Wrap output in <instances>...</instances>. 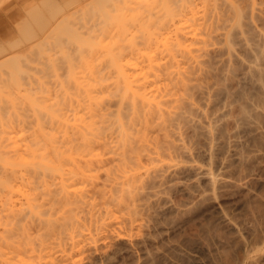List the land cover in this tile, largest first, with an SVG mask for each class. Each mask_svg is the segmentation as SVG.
Masks as SVG:
<instances>
[{
	"label": "bare ground",
	"instance_id": "obj_1",
	"mask_svg": "<svg viewBox=\"0 0 264 264\" xmlns=\"http://www.w3.org/2000/svg\"><path fill=\"white\" fill-rule=\"evenodd\" d=\"M81 1L69 0L66 7H70L77 2L80 4ZM113 1H116L115 4ZM129 1L97 0V3H95L99 7L92 8L94 6L93 2H89L92 7L88 6L90 9L92 8L91 13H94L93 16L104 13V18L106 16L105 12H107L102 11L104 5L108 4L106 7H109L113 2L114 6H118L119 3L121 7L124 3L121 9L115 7L117 13H114V15L122 18L127 16L128 18L125 19L128 20L131 13L138 11L136 13L142 14V17L141 15L136 16L134 12L133 15L138 19L136 17H133L134 20L132 17L130 19L133 21L137 19L138 22L141 21V24L145 23V21L142 23V20H146L147 17L152 18L157 15L155 19L158 20L152 18L150 24L145 23L148 31L158 30L154 35L151 34L152 32L147 33L145 29L147 33L145 35L148 36V38H145V35L142 34L144 28L141 31L140 27L138 29L135 27L137 22L135 24L130 20V24V22L125 23L123 20L124 25H129V27H126L130 28L128 30L125 27V30H132L129 38L127 37L128 33L124 30L125 35H127L126 38L130 39V45L127 44L129 42L124 43L127 39H125V35L122 36L123 32L119 25L118 32L113 31L112 37L117 32L116 34H120L123 38L121 39L120 36L115 35L116 43L113 41L114 38L113 40L110 38L113 26L116 23L114 25V22H112L114 18L112 20V18L106 16V19L109 18L112 21L108 22L105 19L106 22H104H108L107 24H111L113 28L110 27L111 32L109 30L110 34L108 32L106 35L109 38L105 37V39H109L112 46L115 47L114 53L117 60L114 57L111 59L105 58L106 63L98 65L99 59L96 66L95 63L94 67L92 64L91 71L89 70L90 73L85 71L89 68L87 64L83 65L84 68L83 66L77 68L71 63L72 70H70L76 69L75 71L79 73L82 68L81 74L72 72L74 77L69 78V71L65 67V72L69 75L68 79L63 71L60 74L65 75L64 81H59L61 79L56 78L58 80L54 82L55 79L53 78L49 80L50 84L48 82L50 86L45 83L49 86V91L51 89L49 96L44 97L46 99H42L43 96L39 98V95L34 96V98L30 95V98H28L24 94V97L29 100L28 102L25 98H22L23 96H20V102L18 103L22 111L27 113V110H36L41 122H39L40 126L37 128V120L34 121V117H30L32 114H29V116L28 113L24 114L23 112L25 116H28L31 120L33 119L32 122L31 120L28 122L32 128L28 127L33 130L32 135L31 130L30 132L27 130V120L23 119L25 117L21 118L22 114L20 120H23L22 124L26 123L20 128L25 126L27 133L24 132V128L23 130L12 128L14 131L11 130L10 132L9 130L5 132L6 134L2 133V135L5 134L3 136L5 142L8 139L7 137L10 136L8 140H10L11 145L8 142V144H2V146L0 144L1 147H7V149L5 147L6 150L0 149V264H80L81 262L84 264L85 261V264H90L91 259L95 257L92 256V253H95L94 249L98 250L100 243L104 245L112 239H123L128 235H133L135 226L137 228L138 224L146 223L144 220L142 222L144 211H151L153 205L158 204L157 202L169 203V198L165 197L167 190H172L173 193V190L180 186L178 189L182 188L181 190L188 194L189 199L191 198L190 200L187 198L189 203L195 197L200 196V194L196 195L200 191L197 190L196 186L200 180L203 182V188L200 185L202 182L198 185L201 189H204L205 184L209 188L208 192L221 187H235L237 189L242 187L243 189V187H249L252 182V184L254 182L260 184L261 180L264 181L262 178L264 176L262 175L264 163L262 164L263 167L260 164L264 159L263 11L259 13L256 10L259 14H254L257 12H249L248 10L233 11L230 10L232 9L230 2L224 1L221 3L223 0H220L221 2L213 0L211 5L215 6L214 8L217 9L220 5L224 10H209L210 12H202L198 15L199 11L192 12V14L190 9H186L187 12L190 11L189 13L192 14V16L190 14L188 16L183 7H185L184 3L187 5V2H191L190 0H187V2L186 0L184 2L183 0H151L154 6L149 0ZM208 2L206 3L210 7V2ZM245 3H247L246 0ZM258 3L259 1L256 4ZM158 4L161 8H158ZM241 4L238 6L241 7ZM262 4L264 7V2L261 3V6ZM41 5L45 10L36 4L27 10L28 19L19 29V40L0 44V56L7 53L6 51L9 48L16 47L17 49L20 43L27 42L28 44L32 40H38L45 34L42 30L49 20L55 21L52 30L48 33V36L52 34L51 38H55V41H52V43H56L54 45H57V43L59 45L63 41L75 43V40L84 45L82 40L84 38L81 36L78 38L77 31L71 29L72 27L67 28L71 19L65 14L66 10L62 11L63 6L60 1L44 0ZM129 5L133 6L129 7ZM254 6L256 8V5ZM140 7H142L141 10H139ZM146 7H149V9ZM242 7L244 6L242 5ZM122 8L125 11L129 9V11L124 13V10L121 11ZM225 8L228 10H225ZM160 9L163 11L161 10V12ZM115 10L111 11L109 9V12H115ZM196 10H198V6ZM259 10H261V7ZM180 11L185 14L180 15ZM109 12H107L108 15ZM143 12H145L146 17ZM75 13L78 14V10ZM75 13H72V15L75 16ZM249 13H252V15H249ZM147 14H150V16H147ZM153 14L154 16H152ZM163 14L164 16H162ZM178 14L179 18L177 19ZM117 17L115 19L119 20ZM161 17H164L167 22ZM160 20L165 24L164 28L162 22H160L162 27L156 23V21L159 23ZM98 21L101 24L104 23L101 18ZM119 21L121 22V20ZM177 22L179 24H176ZM154 23L156 28L151 25ZM166 25L169 27L165 28ZM36 26L40 29L38 28L39 30L34 32L33 27ZM148 27L154 29L150 30L151 28ZM134 31L139 34L136 35ZM159 31H164V33H159ZM42 32L43 34H41ZM119 38L121 43L118 42ZM124 39L125 41H123ZM147 39L154 41L149 40L147 43ZM112 41L117 45L119 44V51H123L121 49L124 48L127 50L130 47V56L126 57L127 52H122L121 55L119 51L118 53L115 52L118 47ZM141 41L142 44L144 43L143 45ZM37 44L38 46L41 45L39 42ZM122 45L124 46L122 47ZM113 47L110 49L111 51H113ZM80 51L81 48H79ZM66 55L62 56L61 59L64 58L62 61L64 63L68 59V55ZM109 56L112 57L113 54ZM5 59L7 60V57ZM3 60L0 63V71L5 69L3 65H6L9 70L6 69V73L2 72L11 78L12 83L15 84L14 78L22 77L23 79L25 78L23 75L27 74L26 77L30 75L27 72L30 67L21 64L22 60L29 63L30 59L27 56H13L8 58L6 63ZM57 61L58 59L54 62ZM54 64L59 67L57 63ZM62 65H60L61 68ZM49 67H51L50 64L44 68V72L38 68L35 73L38 74L39 78L46 79L42 75L46 74L47 71L45 70L48 68L49 72L47 73L52 77L55 72L50 71ZM57 67L56 70H58ZM38 70L41 75H39ZM84 71L85 74H83ZM59 72L57 73L59 74ZM48 75L47 77H49ZM76 75L80 77L77 78ZM29 78L31 84L34 83L37 89L27 81L26 85L29 84L30 88V90L29 88L25 90L27 94L31 92L35 95L32 92V86L36 90L35 93L38 92V89L43 91L42 87L38 86L41 85L38 83L39 80H35L31 75ZM4 80L6 79L4 78ZM46 87L44 88L46 89ZM38 102L42 103V109L38 108L41 104H38ZM43 104L45 108H43ZM32 113L34 114L33 111ZM34 116L36 115L34 114ZM35 122L36 127L34 126ZM31 123H33L35 129H33ZM24 133L27 134L25 137ZM16 134L18 136H15ZM28 136H30L29 138L32 137L31 140ZM19 137L23 143L25 141L24 147L21 144L19 145L21 142ZM1 139L0 143H3ZM27 143L29 144L27 145ZM205 160L208 163L204 164ZM247 162H250V166L253 163L255 166L257 164L261 166V168L259 166L254 168L253 166V169L256 172L257 167H259L258 172L262 173L260 175L257 173L259 176L253 178L249 174L250 171L249 173L247 171L251 170L250 167L248 169L249 165L246 166ZM242 165L246 166L247 170L241 171L240 167ZM231 169H236L238 175L243 176L239 177L237 181V172L233 170L236 175L234 174V178H230L236 179V181H230L229 176L231 174L228 176L225 173L227 174L228 170L232 171ZM251 172L253 174L254 170ZM255 172L254 174H256ZM243 178H247V180L244 181ZM185 179L186 183L184 181L181 183V180ZM194 188L198 193L195 192L196 190L194 191ZM263 189L260 190V193L263 192ZM193 191L196 193L195 196L192 195ZM252 192L254 191L249 189L245 192L246 194L243 193L247 201L250 202L249 199H251L255 202L256 198L261 199V195L258 197V194ZM200 197L202 198V196ZM206 199L209 198H204V200ZM174 200L171 199V201L177 202ZM178 200L180 201V199ZM252 201L250 203L246 202L247 208V205L251 204ZM256 202L261 204L259 200H256ZM254 204L257 206L256 203ZM189 205H186L188 206L186 208H189ZM156 206L159 207L160 205ZM169 206L173 208L172 204ZM177 206H179V203ZM177 206H174V208H177ZM183 208L186 211L185 207ZM249 208L252 207L249 206ZM184 210L182 209V211ZM139 214L142 218L139 217ZM136 216L141 219L135 218ZM146 218L145 220H147ZM222 218L224 220V216ZM140 220L141 222L137 223ZM142 224H140L141 227ZM210 224L206 226V230L202 228L204 235L205 231H207L206 234L208 233ZM213 227L215 226L209 227V229L211 230ZM131 230L133 233L130 235ZM210 230L205 238L208 237L211 241L215 239L224 249L225 242L228 243L224 240L226 236L223 234L224 239L221 236L222 241L217 239L220 238V233L217 234L218 230L214 233V229L211 230L212 232ZM215 233L219 237L216 235L215 238ZM232 233L235 235L236 231L233 230ZM233 237L236 238V235ZM208 239L203 238L199 241ZM237 239L235 240L237 241ZM225 249L228 250L227 247ZM224 253L226 254L225 251ZM224 253L222 257L226 260L229 252L226 255ZM147 254L149 255V252ZM150 257L153 258L154 254L153 257ZM246 259L245 264H259L260 256L248 255ZM231 261L232 259L229 260V263Z\"/></svg>",
	"mask_w": 264,
	"mask_h": 264
},
{
	"label": "rangeland",
	"instance_id": "obj_2",
	"mask_svg": "<svg viewBox=\"0 0 264 264\" xmlns=\"http://www.w3.org/2000/svg\"><path fill=\"white\" fill-rule=\"evenodd\" d=\"M42 1H44V0H0V44H6V42L7 41H12V40H19V35H20V33H19V29H20V27L22 26V24L24 23V22H26L27 21V19H28V13H27V10L28 9H30V7H32V6H34L35 4L36 5H39L40 7H42L43 9H44V7H43V5H41V2ZM58 1H60L61 3H62V6H63V10L62 11H65V14H67V17L69 18L70 17V21H69V24H68V26H67V28L68 27H72L71 29H73L74 31L76 30L77 32H76V35L78 36V38H80V36L81 37H83L84 39H82L83 41H84V45H82L81 43H80V41H78V40H75V43L74 42H66V41H63V42H61V43H59V45H58V43H57V45H54V43H52V41H55L54 39L55 38H51V35H49L48 36V33H50V31L52 30V28H53V26H54V22H53V20H49V22H48V24L46 25V26H44V29L42 30V31H44L45 32V34L42 36V37H40L38 40H32V41H30V42H28V44H27V42L26 43H20V45L18 46V48L16 49V47H13V48H9L8 49V51H6L7 53H5V54H2V56H0V63L2 62V60H3V58H4V63H6V61L8 60V58H11V57H13V56H27L28 57V59H30V61H29V63L27 62V61H24V60H22V62H21V64H23V65H27V66H29L30 67V69H28V73H30V75L32 76V77H34L35 78V80H39L38 81V83H40L41 85H38L37 84V82L35 81V83H36V85H38V86H41L42 87V89H43V91H40L39 89L37 90L38 92L40 91V93H35L36 92V90L35 89H37L36 87L37 86H35L34 85V83L33 84H31L32 82L30 81V78H29V76L30 75H28L27 77H26V75H23V77L25 76V78H23L22 79V77H17V78H14V82H15V84L14 83H12L10 80H11V78L10 77H8V76H6V74H4V73H6V69L7 70H9L7 67H6V65H3V67L5 66V69H3L2 71H4V73L2 72V71H0V139L3 141V143H0L1 144V146H2V144H6L7 142L9 143L10 142V140H8V139H10V136L9 137H7L8 139H7V141L5 142V140H3V138H5V137H3L6 133V131H9L10 130V132H11V130H13L14 128H16L15 130H20V129H22L23 130V128H24V132H26V129H25V126L24 127H21L20 128V126H23V124L24 123H26V124H28V122H30V120H31V118H29L28 116H25L24 114H27L28 113V115L30 114H32L30 117H34V121L35 120H37V123H38V126H37V128H39V122H41V120L39 119V117H38V115H37V113H36V110H27L26 112L27 113H25V111H22V109L20 108L21 106H20V104L18 103V102H20V96H23L22 98L24 99L25 98V100L26 101H28L29 102V100H27V98L26 97H24V94H25V96H27L28 98H30V95H31V97H33L34 98V96H37V95H39L38 97L40 98L41 96H43V97H41L42 99H46V98H44L45 96H47L49 93H50V91H51V89H50V91H49V84L51 83L49 80H51V79H55V81L54 82H56L58 79H61V80H59V81H64V76L65 75H67L68 73H69V75H70V77H69V75H67V79H68V77L69 78H73L74 77V74H72V72L74 73V72H76L75 70H73V71H71L72 70V67H71V63L72 64H74V66H76L77 68H79V67H82L84 64H87V66L89 67H87V66H85V67H87L88 68V70L86 69L85 71H87V72H89L90 73V71H91V67H92V64H93V67H94V63H95V66H96V64L98 63V65H101L100 63H106L105 61H106V59L105 58H107V59H111V58H113L114 57V59L115 60H117V56H116V54L114 53V48L115 47H113L112 46V43H111V41L109 40V39H105V37H107L106 35L108 34V32H109V30H110V27H111V29L114 27L115 28V30H114V28H113V30H112V32H111V30H110V32H111V34H110V32H109V34L111 35V37L110 38H112V40H113V38L115 39V35H118V34H116L118 31V25H119V27H120V29L122 30V32H123V37H124V35H125V31H126V33H128L127 35H125V39H127L126 38V36L129 38L130 36H129V34H131L132 32V30L131 31H128V30H130V28L128 29L127 27H129V25H124V22H123V20L125 21V23H127V22H130V24H131V21H132V23H135V22H137V26H135V27H137V29H138V27H140L139 29L141 30L142 28H144V30L142 31V34H147V33H149L150 31H148V29L146 28L147 27V25L146 24H150L151 22H152V18H156V16L157 15H155V17H147L146 18V20H142L141 19V17H142V14H140L141 15V17H140V19L142 20V23L145 21V23L144 24H141V21L140 22H138L137 21V17L136 16H138L139 14L138 13H136V12H138V11H134L135 13H136V16H134L133 14H134V12L133 13H131L130 15L131 16H129V14H128V16H129V19L127 20V19H125L124 17L122 18L121 16L120 17H117L116 15H114V13H117L116 12V10H115V7H120V4L118 3L117 5L118 6H114V4H115V2H114V4H113V2L111 3V5L108 7H106V5H108V4H106V5H104V7H103V12L104 11H107V12H109V9H111V11L114 9L115 10V12H109L110 14L108 15V13L107 12H105L106 13V16L107 17H110V19L112 18V20H113V18H114V21H112V20H110L109 18L108 19H106L107 17L106 16H104V18H103V15H104V13H99V16H98V14L97 15H94L93 16V14L94 13H91V10H92V8H96V7H99V5L98 4H96L97 2V0L96 1H92V0H82L81 1V3L80 4H78L79 2H77V3H75V4H73V5H71L70 7L69 6H67L66 7V5L67 4H69V0H58ZM118 1V0H117ZM120 1V0H119ZM122 2H124L125 0H121ZM135 1H137V0H135ZM138 1H140V0H138ZM137 1V2H138ZM143 1V0H142ZM148 1V0H147ZM146 1V2H147ZM150 2H151V0H149ZM154 1V0H153ZM191 2H187V0H186V2L188 3L187 5L184 3V5H185V7H183V9H184V12H186V14L188 15V16H192V12H196V11H199L198 12V15H200V14H202V12L204 13V12H210V11H213V10H215L216 8H214L215 6H213V5H211V4H213V0H190ZM210 2V7H209V5L206 3V2ZM220 1V0H219ZM219 1H216V2H219ZM230 2V7H232V9H230V10H233V11H249V12H251V11H254V12H257L256 10H258L259 11V13H260V11H263V13H264V7H263V4H262V6H261V3H263L264 2V0H246V2L247 3H245V0H241V2H240V0H238V2H237V0H223L221 3H223V2ZM234 1H236V2H234ZM259 1V3L258 4H256L257 2ZM89 2H93L94 4V6L92 7V4L90 5L89 4ZM96 2V3H95ZM128 2H130L129 0H128ZM133 2V1H132ZM183 2H184V0H183ZM196 2V3H195ZM202 3L203 2V4H201L200 5V3ZM208 2V3H209ZM219 2V3H220ZM256 2V3H255ZM126 3V2H125ZM134 3V2H133ZM152 3V2H151ZM190 3V4H189ZM193 3V4H192ZM238 3V4H237ZM241 4V7H239L240 6V4ZM249 3H250V5H249ZM124 4V3H123ZM122 4V6L121 7H123L124 5ZM127 4V3H126ZM129 4V3H128ZM135 4H136V2H135ZM153 4V3H152ZM156 4V3H155ZM205 4H207L206 6H204ZM91 6L92 8L90 9V7L89 6ZM159 6H158V8L160 7L161 8V6H160V4H158ZM202 5H203V7H202ZM239 5V6H238ZM242 5L245 7H247V9H246V7H245V9H244V7H242ZM254 5H256V8H255V6ZM260 5V6H259ZM113 6H114V8H113ZM130 6H133V5H129V7ZM153 6H154V4H153ZM190 6V7H189ZM192 6H194V7H192ZM195 6H196V8H195ZM197 6H198V10H196L197 9ZM213 6V7H212ZM219 6V8H221V9H219L218 7H217V9H218V11H221V10H224L223 8H222V6H220V5H218ZM121 7H120V9H121ZM126 7V6H125ZM124 7V8H125ZM128 7V8H129ZM135 7V6H134ZM133 7V8H134ZM151 8H152V6H150ZM155 7H156V5H155ZM200 7V8H199ZM201 7H202V9H201ZM249 7V8H248ZM260 7H261V10H259L260 9ZM107 8H109V9H107ZM127 8V7H126ZM141 8L142 7H140V9L139 10H141ZM144 8V7H143ZM147 9H149V7H146ZM146 8H145V10H146ZM158 8H156V10H158ZM194 8V9H193ZM207 8V9H206ZM210 8V9H209ZM213 8V9H212ZM254 8H255V10H254ZM117 9V8H116ZM135 9V8H134ZM191 10V13H189L190 11H188L187 12V10ZM194 11H193V10ZM216 9V10H217ZM45 10V9H44ZM78 10V14L77 13H75L76 11ZM124 9L122 8V10L121 11H123ZM130 10H132V9H130ZM155 10V9H154ZM154 10H153V12H154ZM156 10H155V12H156ZM162 9H160V11H161ZM186 10V11H185ZM210 10V11H209ZM225 10H228L227 8H225ZM117 11L118 12H120V10H118L117 9ZM127 11V10H126ZM125 10L123 11L124 13H127L128 11H129V9H128V11L126 12ZM160 11H159V13H160ZM163 11V10H162ZM161 11V12H162ZM146 12V11H145ZM145 12H143L144 14L143 15H145ZM181 13H179L180 15L182 14V13H184L183 11H180ZM72 13H75V16H74V14L72 15ZM140 13H141V11H140ZM258 12L257 13H254V14H259ZM155 14H157V13H155ZM161 14V13H160ZM159 14V15H160ZM179 14H178V17H177V15H175L176 17H177V19L179 18ZM185 14V13H184ZM190 14V15H189ZM253 14V15H254ZM118 15H122V14H118ZM125 15H127V14H125ZM133 15V16H132ZM139 15V16H140ZM249 15H252V13H249ZM60 16V15H59ZM123 16V15H122ZM147 16H150V14H147ZM152 16H154V14L152 15ZM162 16H164V14L162 15ZM106 17V18H105ZM119 18V20H121V22L119 21V20H116L115 18ZM132 17V19L134 20V18L133 17H136L137 19L135 20V21H133V20H131L130 18ZM145 17H146V15H145ZM144 17V18H145ZM102 19L103 20V22L105 21V19L108 21V22H110V21H112V22H114V25H115V23H116V25L115 26H113L112 27V25L111 24H107V23H99V19ZM128 18V17H127ZM157 18H159V17H157ZM161 18H163V19H165L164 17H161ZM148 19V20H147ZM150 19V20H149ZM162 19V20H163ZM175 19V18H174ZM117 22H116V21ZM127 20V21H126ZM131 20V21H130ZM155 20H158V19H155ZM166 20V19H165ZM176 20V19H175ZM97 21H98V23H97ZM151 21V22H150ZM154 21V20H153ZM164 21V20H163ZM163 21H159V23L156 21V23L157 24H160V22H162L163 23ZM45 22V21H44ZM43 22V23H44ZM147 22H149V23H147ZM155 22V21H154ZM166 22H167V20H166ZM165 22V23H166ZM122 24H123V26H122ZM136 24V23H135ZM156 24V25H157ZM166 24H168V23H166ZM169 24H170V22H169ZM176 24H179L178 22L176 23ZM139 25H141V26H139ZM151 25H154V28H156V26H155V23L154 24H151ZM150 25V26H151ZM161 25V24H160ZM163 25V28H164V23L162 24ZM162 25H161V27H162ZM146 26V27H145ZM149 26V25H148ZM128 29V30H125L126 28ZM134 27V26H133ZM157 27H160V26H157ZM167 27H169L168 25H166V27L165 28H167ZM39 29H40V27H38ZM37 28V26L36 27H33V31L35 32V31H37V30H39ZM42 28V27H41ZM66 28V29H67ZM123 28V29H122ZM149 28V27H148ZM151 28V29H150ZM149 29L150 30H153L154 28H152V27H150ZM171 28H172V26H171ZM133 29V28H132ZM135 30V28L133 29V30H135V31H138V30ZM145 29L147 30V33L145 32ZM63 30H65V29H63ZM72 30V31H73ZM125 30V31H124ZM113 31H117V32H115V35L112 37V34L114 33ZM128 31V32H127ZM134 31V32H135ZM158 30H154V31H151L150 33L151 34H155V32H157ZM154 32V33H153ZM164 33V31H159V33ZM121 33V32H120ZM136 33V35H138L139 33H137V32H135ZM41 34H43V32L41 33ZM110 35H108V36H110ZM77 36H75V37H77ZM118 36H120L121 37V39L123 38L120 34L118 35ZM145 38H148V36H144ZM107 38H109V37H107ZM116 38H117V36H116ZM145 38H144V41H145ZM105 39V40H104ZM125 39L123 40V41H125ZM104 40V41H103ZM110 41V43H108L109 41ZM116 40L117 39H115V40H113L114 42H116ZM142 40H143V37H142ZM149 40H151V42L152 41H154V40H152V39H147V43H148V41ZM35 41V42H34ZM51 41V42H50ZM112 41V42H113ZM139 41H140V39H139ZM34 42V43H33ZM39 42V44L41 43V45H39L38 46V43ZM88 42H91L90 44L88 43ZM113 42V43H114ZM118 42H120V38H119V40H118ZM127 42H129V43H127ZM151 42H150V44H151ZM31 43V44H30ZM50 43H52V44H50ZM86 43H88L89 44V46H88V44L85 46V44ZM107 43V44H106ZM117 43V42H116ZM121 43V42H120ZM124 43H127V44H129L130 45V39H127V41H125ZM37 44V45H36ZM56 44V43H55ZM91 44H93L92 46H91ZM109 44V45H108ZM115 44V43H114ZM141 44H142V41H141ZM144 44V43H143ZM142 44V45H143ZM24 45V46H23ZM117 44H115V46H116ZM119 45V44H118ZM118 45H117V47H118ZM126 45V44H125ZM6 46V45H5ZM32 46H34L33 48H32ZM38 46V47H37ZM80 46V47H79ZM124 45H122V47H123ZM127 46V45H126ZM20 47V48H19ZM113 47V51H111L110 49ZM39 48H42L41 50L39 49ZM79 48H81V51L79 52ZM121 48V47H120ZM129 49H130V47H129ZM128 48H127V50L124 48V49H121V50H123V51H119V47L117 48V51H115V52H117L118 53V51H119V54L121 55V53L122 52H124V53H126L127 52V54L128 55H126V57L128 56H130V50H129ZM109 50H110V54H111V56H112V54H113V56L112 57H110L109 55H108V53H109ZM30 51H32V52H30ZM68 51V52H67ZM70 51V52H69ZM67 52V53H66ZM113 52V53H112ZM129 52V53H128ZM68 53H70V54H68ZM26 54V55H25ZM68 56H70V57H68ZM118 54V55H119ZM67 56V58L68 59H66V57H65V59H66V61H65V63L64 62H62L63 60H64V58H63V60H61L62 59V56ZM119 55V56H120ZM8 56H10V57H8ZM122 56H124V55H122ZM5 57H7V60L5 59ZM56 57H57V59H58V61L57 62H54L55 60H57L56 59ZM61 57V58H60ZM73 59H72V58ZM55 58V59H54ZM70 58H71V61H70ZM75 58V59H74ZM49 59V60H48ZM53 59H54V61H53ZM59 59H60V64H59ZM100 59V61H98ZM104 59H105V61H104ZM69 60V61H68ZM74 60V61H73ZM49 61V62H48ZM68 61V62H67ZM98 61V62H97ZM97 62V63H96ZM46 63H48V64H50V66L51 67H49L50 68V71L52 70V72L54 73H52L54 76H49L48 75V73L47 72H49V69L47 68V70H45V71H47L46 72V74H44V75H42V77L43 76H45V78L47 79V81H45L44 82V80H46V79H44V78H39V76H38V74H36L35 72H37V69L39 68L40 70H42V72H44V68H46L47 67V65H46ZM54 63H57L58 65H59V67H57V66H55V64ZM108 63V62H107ZM46 66H45V65ZM56 64V65H57ZM63 64V65H62ZM90 64H91V66H90ZM54 67H53V66ZM60 65H62V68L60 67ZM69 66V67H68ZM26 67V66H25ZM24 67V68H25ZM56 67L58 68V70H56ZM67 69H66V68ZM23 68V70L25 71V69ZM41 68H43V69H41ZM55 68V69H54ZM64 68V69H63ZM83 68H84V66H83ZM61 69V70H60ZM68 70L69 72L67 73V72H65L66 70ZM71 69V70H70ZM59 70H60V72H59ZM90 70V71H89ZM39 71V70H38ZM64 71V72H63ZM79 71V70H78ZM81 71H82V68L80 69V71H79V73L81 74ZM85 71H84V73L83 74H85ZM26 72V71H25ZM26 72V73H27ZM40 72V71H39ZM57 72H59V74L57 73ZM61 72H63V74H65V75H63V74H60ZM3 73V74H2ZM72 75H71V74ZM76 73H78V72H76ZM78 73V74H79ZM25 74V73H24ZM57 76H56V75ZM79 74V75H80ZM39 75H41V72H40V74ZM47 75L50 77H47ZM60 75V76H59ZM62 75H63V80H62ZM77 76V78L78 77H80V76H78V75H76ZM4 78L6 79V80H4ZM33 78V79H34ZM39 78V79H38ZM56 78H58V79H56ZM65 79H66V77H65ZM16 80H17V82H16ZM19 80V81H18ZM43 80V81H42ZM28 81V82H27ZM42 81V82H41ZM21 82V83H20ZM29 83L30 85H33V86H35V89H33V86L31 87V89H32V92H34V94L35 95H33L31 92H30V94H27L26 92H25V90H28V88H29V84L28 85H26L27 83ZM44 82V84H42ZM48 82H49V84H48ZM47 85H49V86H47ZM53 83V82H52ZM18 84V85H17ZM20 84V85H19ZM45 85V86H44ZM47 86V87H46ZM53 86V85H52ZM40 87V88H41ZM44 87H46V89L44 88ZM52 88V87H51ZM41 89V90H42ZM29 90H30V88H29ZM33 95V96H32ZM49 96V95H48ZM37 97V99H39ZM36 98V97H35ZM36 99V100H37ZM41 99V100H42ZM44 101V100H43ZM27 102V103H28ZM46 102V101H45ZM36 103H37V101H36ZM39 103H41V102H38V104ZM30 104V103H29ZM35 104V103H34ZM37 104V107L40 109H42V103L41 104H39L38 105ZM45 104V103H44ZM43 104V108H45V105ZM36 105V104H35ZM32 108H34L33 106H32ZM32 111L34 112V114L36 115V116H34V114L32 113ZM23 112H24V114H23ZM23 115V116H21V118L22 117H25V118H23L26 122H24L23 124H22V119L20 120V115ZM19 117V118H18ZM37 117V118H36ZM28 118V119H27ZM36 118V119H35ZM40 121H39V120ZM18 120H20V121H18ZM33 120V119H32ZM32 120H31V122H32ZM43 121V120H42ZM21 122V123H20ZM20 123V124H19ZM42 123H44V122H42ZM22 124V125H21ZM32 124V126H33V123H31ZM36 122H35V124H34V126L36 127ZM28 126H30L31 127V125L30 124H28L27 125V127ZM33 126V127H34ZM26 127V128H27ZM35 127L33 128V129H35ZM13 128V129H12ZM18 128V129H17ZM32 128V127H31ZM36 128V129H37ZM29 132H30V128L28 127V129H27ZM14 131V130H13ZM32 132H33V130H31V135H32ZM2 133H5L4 135H2ZM27 133V132H26ZM18 134H20V133H18ZM18 134H16L15 136H18ZM14 135V134H13ZM25 135H27V134H25L24 133V137H25ZM28 135H30V134H28ZM30 135V136H31ZM7 136H8V133H7ZM12 136V135H11ZM30 136H28V138L30 137ZM23 137V138H24ZM16 138V137H15ZM28 138H26V139H28ZM32 138V137H31ZM31 138H29L30 140H31ZM17 140H18V138H16ZM21 139H22V136H21ZM20 139V137H19V140L23 143V141ZM23 140H25V139H23ZM30 140H27L28 142L30 141ZM19 142V141H18ZM17 142V143H18ZM19 143V145L21 144V146H25V141H24V143L22 144V143ZM7 143V144H8ZM11 143H13V142H11ZM14 143H16V142H14ZM13 143V144H14ZM29 143H27V145H28ZM9 145H11L10 143H9ZM0 146V147H1ZM23 146V147H24ZM6 147V146H5ZM5 147H1L0 149L1 150H3V149H5ZM13 147H15V145H13ZM18 147V146H17ZM10 148V147H9ZM6 149H7V147H6ZM5 149V150H6ZM264 160V159H263ZM261 161L260 162V164H261V166H262V164L264 163V161ZM204 163V162H203ZM206 163H208V162H206V160H205V163L204 164H206ZM248 164L246 165V166H248V169H249V167H250V169L251 170H247V168H246V166L244 167L243 165V167L241 166L240 168H241V171L242 170H247L248 171V173H249V171H250V175L251 176H253V178H254V176H256V177H258L261 173L260 172H258V168L260 167L261 168V166H259L258 164L256 165V166H259V167H257V169H256V172H255V169H253V166H254V168H256V166L255 165H253L252 163V165L250 166V162H247ZM256 164V163H255ZM235 166V165H234ZM234 166H232L233 168H234ZM263 166H264V164H263ZM262 166V167H263ZM232 167H230V168H232ZM229 168V169H230ZM237 168V170L239 169L238 167H236ZM246 168V169H245ZM260 168H259V170H260ZM226 169H228V168H226ZM226 169H224V170H226ZM254 170V172L256 173V174H254V172H253V174H252V172L251 171H253ZM232 171H227V174L225 173V175H230L229 176V179H230V181L232 180V181H236V179H231L230 177H232V178H234V176L237 174V176H236V178H237V181H238V178L240 177L241 178V176H243V175H238V171H240V170H238V171H236V169H231ZM233 170H235L237 173L235 174L234 172H233ZM220 171H222V170H220ZM225 172V171H224ZM231 172V173H230ZM232 172H233V174H232ZM244 172V171H243ZM242 173V172H241ZM247 173V175H249ZM257 173H259V175H257ZM235 174V175H234ZM262 175H264V172L262 173ZM228 176H227V178H228ZM226 177V176H225ZM255 177V178H256ZM226 178V179H227ZM261 178V177H260ZM262 178H263V180H264V176H262ZM261 178V179H262ZM244 179V181H246L247 180V178L245 179V178H243ZM242 179V180H243ZM182 181H184V183H186L185 181H186V179L185 180H181V183H182ZM244 181H242V182H244ZM200 182H202V180H200L199 181V183ZM241 182V181H240ZM262 182H264V181H260V184L258 183V182H254V184H252V183H250V186L249 187H246V188H244L243 187V189H242V187H239L240 189H237V188H235V187H232V188H228V187H221V188H216L215 190H211V192L209 191L208 192V189L209 188H207L206 187V185L204 184V189H201V188H203V182L202 183H200V185H202L201 186V188H200V185H196L197 186V190H200L199 191V193L197 192V190L194 188V191L195 192H197L198 194H196L194 191V193H192V195H194L195 196V194L198 196L199 194H200V196H202V198L200 197V196H198V197H195V201L194 200H191V201H189V203H190V205H189V203H188V200H187V198L189 199V197H188V194H186V192L184 193L181 189H178V188H180V186H178V184H177V186L178 187H176V188H174V189H176V190H173V193H172V190H170V191H166L165 193H166V195L165 194H163V195H165V197L166 198H169V203L167 202V203H159V202H157L158 204H154L153 205V210L151 209V211L149 212V211H147V212H145L144 211V213L142 214V217L144 218H142L141 216H140V214H139V217H141L142 218V222H143V220H144V222H146V223H143V224H145V225H143L142 223H140V224H142V227H141V225L140 224H138L139 226H137V228H136V226H135V229H133L134 231H135V233H133V231L130 233V235L133 233V235H131V236H126L125 238H123V239H112L113 240V242H112V240H110V241H108V243L106 244V243H104V245L102 244V243H100L99 245L100 246H104L103 248L102 247H98L97 249L98 250H96V249H94V252L95 253H92V256L94 257V258H92L91 259V262H90V264L91 263H93V264H226L227 263V259H228V263L227 264H231V263H234V264H245L246 263V261H247V256L248 255H259L260 256V261H259V264H264V262H262V260H264V195H263V193H264V184H262ZM179 183V182H178ZM188 183V182H187ZM179 185H180V183H179ZM256 185V186H255ZM255 186V187H254ZM262 186H263V188H262ZM198 187H199V189H198ZM251 187V188H250ZM255 189H254V188ZM207 189V190H206ZM250 189V191L252 190V191H254V192H252V193H256V194H258L259 196L258 197H260V195H261V199L259 198H256V200H259V203H261V204H257V202H256V200H255V202L254 201H252L251 199H249L250 200V202L252 201V206H251V204H248L247 206H248V208L246 207V202L247 203H250L249 201H247L246 200V198L244 197V194H246L245 192H247V190H249ZM254 189V190H253ZM263 189V192H261L260 193V190H262ZM204 190V191H203ZM218 190V191H217ZM221 190V191H220ZM244 190V191H243ZM256 190V191H255ZM258 190V191H257ZM215 191V192H214ZM175 192H176V194H175ZM182 193V195H181V193ZM203 192V193H202ZM167 193H168V195H167ZM170 193V194H169ZM172 193V194H171ZM178 193V194H177ZM188 193V192H187ZM208 193V194H207ZM244 193V194H243ZM184 194V195H183ZM187 195V197H186V195ZM207 196H206V195ZM209 195V196H208ZM206 196V197H205ZM246 196V195H245ZM175 199H173V198ZM211 197V198H210ZM197 198V199H196ZM204 198H209L208 200L206 199V200H204ZM245 198V200H243ZM171 199L172 200H174V201H177V202H173V201H171ZM178 199H180V201L178 200ZM191 199V198H190ZM189 199V200H190ZM183 201V203H182V201ZM186 200V201H185ZM202 202H201V201ZM242 200V201H241ZM200 203H199V202ZM245 201V202H244ZM187 202V203H186ZM193 202V203H192ZM195 202V203H194ZM178 203H179V206H177L178 205ZM185 203V204H184ZM197 203V204H196ZM254 203H256L257 204V206L254 204ZM263 203V204H262ZM167 204H168V206H167ZM172 204V207L173 208H171V206H169V205H171ZM175 204H177V205H175ZM184 204V205H183ZM245 204V205H244ZM156 205H160L159 207H157ZM177 206V208H174V206ZM186 205H189V208H191V209H189V208H186V207H188V206H186ZM255 207H257V208H255ZM259 205V206H258ZM263 205V206H262ZM167 206V207H166ZM181 206V207H180ZM243 206H245V207H243ZM249 206L250 207H252V208H249ZM157 207V208H156ZM179 207V208H178ZM183 207H185V209H186V211L184 210V208ZM260 207V208H259ZM166 208V209H165ZM171 208V209H170ZM249 210H247V209ZM258 208H259V210H258ZM263 208V209H262ZM157 209H158V212H157ZM159 209H160V211H159ZM163 209V210H162ZM172 209H173V211H172ZM177 209V210H176ZM182 209L184 210V211H182ZM253 209V210H252ZM255 209H257V211H255ZM167 210H169V211H167ZM175 210V211H174ZM216 210V211H215ZM253 212H252V211ZM262 210H263V213H262ZM153 211V212H152ZM171 211V212H170ZM177 211V212H176ZM225 211H226V213H225ZM260 211V212H259ZM149 212V213H148ZM156 212V213H155ZM252 212V213H251ZM256 212V213H255ZM147 213V214H146ZM154 213V214H153ZM183 213V214H182ZM258 213H261V214H258ZM148 214H151L150 216L148 215ZM156 214V215H155ZM158 214V215H157ZM219 214V215H218ZM257 214V215H256ZM148 215V216H147ZM156 217H155V216ZM210 215H212V216H210ZM224 216V220H223V216ZM263 215V216H262ZM160 216V217H159ZM163 216V217H162ZM208 216V217H207ZM215 216H217V217H215ZM228 216V217H227ZM254 216V217H253ZM263 218H262V217ZM138 216H136L135 218H137ZM138 217V218H139ZM146 217H148V218H150V219H148V218H146ZM222 219H221V218ZM141 218H139V219H141ZM145 218L148 220H145ZM153 218V219H152ZM139 219H137V220H139ZM156 219V220H155ZM204 219H205V221H204ZM218 219V220H217ZM150 220V221H149ZM213 220V221H212ZM256 220V221H255ZM209 221H210V223H215V224H213V225H211L210 223H209ZM212 221V222H211ZM139 222H141V220L140 221H137V223H139ZM137 223H136V225H137ZM224 223V224H223ZM261 223V224H260ZM203 224V225H202ZM207 224V225H206ZM208 224H210L209 225V227H212V226H215V227H213L212 229H214V231H213V233L214 232H216V230H218V232H217V234H219L220 235V238H217V239H220V240H222V238L224 239V237L226 236V238L224 239L225 241H228V243L227 242H225L226 244H225V247H224V249L227 247L228 248V252L226 251V249L224 250L223 249V247L221 248V246L219 245V243H217L216 242V240L215 239H212L213 241H211L210 239H208V237L207 238H205L206 236L205 235H208V233H210L209 232V227H208V233L206 234V232L207 231H205V235H204V230H206L205 228H206V226H208ZM217 224V225H216ZM231 224V225H230ZM258 224H260V225H258ZM225 225H227V226H225ZM148 226V227H147ZM203 226V227H202ZM234 226V227H233ZM261 227V228H260ZM142 228V229H141ZM145 228V229H144ZM202 228L204 229V230H202ZM144 229V230H143ZM140 232H139V231ZM143 230V231H142ZM199 230V231H198ZM210 230V231H211ZM233 230H235L236 231V233H235V235H236V238L235 237H233V236H235V235H233L234 233H232L233 232ZM211 231V232H212ZM138 232H139V234H138ZM203 234H202V233ZM238 232V233H237ZM137 233V234H136ZM201 233V234H200ZM228 233V234H227ZM256 233V234H255ZM216 233L214 234L215 235V238H216V235H217ZM225 236H224V235ZM227 234V235H226ZM237 234H239V235H237ZM142 235V236H141ZM213 235V236H214ZM233 235V236H232ZM204 236V237H203ZM221 236H223L222 238H221ZM239 236V237H238ZM198 237H200V238H198ZM217 237H219L218 235H217ZM237 237L238 238H240L239 240L237 239ZM208 239V240H204L205 242H207V243H205L203 240L202 241H199V240H201V239ZM234 238V239H233ZM125 239V240H124ZM134 241H133V240ZM196 239V240H195ZM235 239H237V241L239 242H237ZM124 240V241H123ZM195 240V241H194ZM197 240H198V242H197ZM115 241V242H114ZM223 241V240H222ZM236 241V242H235ZM208 242H210V243H208ZM235 242V243H234ZM199 243H200V245H199ZM205 243V244H204ZM212 243V244H211ZM102 244V245H101ZM106 244V245H105ZM110 244V245H109ZM209 244V245H208ZM218 246H217V245ZM206 245V246H205ZM212 245V246H211ZM251 245V247L249 248V246ZM106 246V247H105ZM115 246V247H114ZM208 246V247H207ZM211 246V247H210ZM215 246V247H214ZM106 250H105V249ZM206 248V249H205ZM210 248V249H209ZM218 248V249H217ZM221 248V249H220ZM231 248H232V250H231ZM104 249V250H103ZM102 250V251H101ZM175 250V251H174ZM221 250V251H220ZM226 252V254L228 255V257L226 258V260H224L223 259V257H222V255H223V253H224V251ZM254 250V251H253ZM97 251H101V252H97ZM104 251V252H103ZM105 251H106V253H105ZM149 252V255L147 254L148 252ZM103 252V253H102ZM219 252V253H218ZM223 252V253H222ZM236 252V253H235ZM249 252V253H248ZM97 253V254H96ZM105 253V254H104ZM221 253V254H220ZM94 254V255H93ZM153 254H154V257H153ZM180 254V255H179ZM219 254V255H218ZM225 253H224V255H226ZM242 256H241V255ZM102 255V256H101ZM106 255V256H105ZM150 257V256H152L153 258H149L148 256ZM158 255V256H157ZM213 255H215L214 257H213ZM231 255L233 256L232 258H231ZM98 257V258H97ZM103 257V258H102ZM148 257V258H147ZM178 257V258H177ZM213 257V258H212ZM217 257V258H216ZM230 257V258H229ZM105 258V259H104ZM112 258V259H111ZM188 258V259H187ZM94 259V260H93ZM107 259V260H106ZM149 259V260H148ZM152 259V260H151ZM155 259V260H154ZM230 259H232V261L229 263V260ZM93 260V261H92ZM181 260V261H180ZM215 260V261H214ZM234 260V261H233ZM240 260V261H239ZM104 261V262H103ZM109 261V262H108ZM153 261V262H152ZM172 261V262H171ZM192 261V262H191ZM236 261V262H235ZM239 261V262H238ZM84 262V261H83ZM150 262V263H149ZM166 262V263H165ZM220 262V263H219ZM225 262V263H224ZM238 262V263H237ZM261 262V263H260ZM85 263H86V261H85ZM84 263V264H85ZM80 264H82V262L80 263Z\"/></svg>",
	"mask_w": 264,
	"mask_h": 264
}]
</instances>
